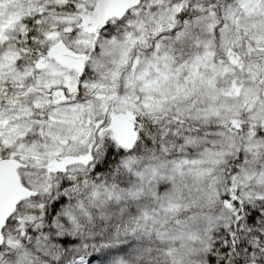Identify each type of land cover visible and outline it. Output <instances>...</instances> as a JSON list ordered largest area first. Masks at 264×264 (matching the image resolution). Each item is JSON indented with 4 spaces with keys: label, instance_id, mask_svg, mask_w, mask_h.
<instances>
[{
    "label": "snow or ice",
    "instance_id": "1",
    "mask_svg": "<svg viewBox=\"0 0 264 264\" xmlns=\"http://www.w3.org/2000/svg\"><path fill=\"white\" fill-rule=\"evenodd\" d=\"M0 264H264V0H0Z\"/></svg>",
    "mask_w": 264,
    "mask_h": 264
}]
</instances>
